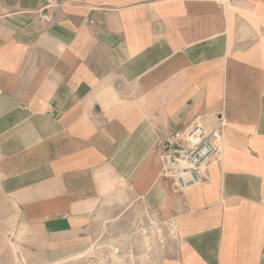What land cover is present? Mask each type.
Listing matches in <instances>:
<instances>
[{
    "label": "crops",
    "instance_id": "0c3cea01",
    "mask_svg": "<svg viewBox=\"0 0 264 264\" xmlns=\"http://www.w3.org/2000/svg\"><path fill=\"white\" fill-rule=\"evenodd\" d=\"M43 2L0 0V264H264V0Z\"/></svg>",
    "mask_w": 264,
    "mask_h": 264
},
{
    "label": "built area",
    "instance_id": "2783aa9c",
    "mask_svg": "<svg viewBox=\"0 0 264 264\" xmlns=\"http://www.w3.org/2000/svg\"><path fill=\"white\" fill-rule=\"evenodd\" d=\"M61 0H44L39 12L41 18L51 21L45 11ZM220 6L224 7L223 4ZM223 125L208 129L196 124L187 129H177L161 143L160 150L164 167L162 176L168 178L173 188L184 191L206 181V170L219 153L223 141Z\"/></svg>",
    "mask_w": 264,
    "mask_h": 264
}]
</instances>
